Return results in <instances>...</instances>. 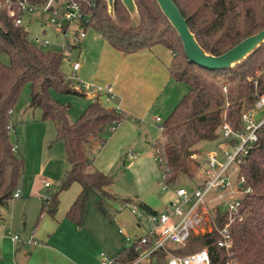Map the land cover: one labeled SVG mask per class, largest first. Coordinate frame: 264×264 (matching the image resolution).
Returning <instances> with one entry per match:
<instances>
[{"label": "trees", "instance_id": "1", "mask_svg": "<svg viewBox=\"0 0 264 264\" xmlns=\"http://www.w3.org/2000/svg\"><path fill=\"white\" fill-rule=\"evenodd\" d=\"M19 0H0V56L7 55L8 64L0 61V208H7L12 194L22 180L24 163L10 142V111L16 107L22 88L30 90V107L41 111V120L53 124L56 138L63 144L69 169L59 192L43 201L40 215L53 216L58 194L72 184L81 190L66 216L79 225L88 203L105 217L107 201L115 197L107 191L111 179L93 168L95 155L101 150L115 127L128 116L117 109L104 107L95 97L74 121L68 119V106L56 102L50 90L80 96L61 72L62 55L35 47L22 26H15L7 15ZM88 18L84 29L91 28L123 55L143 52L162 45L171 54L169 73L173 80L187 88L178 104L159 125L160 137L153 144L156 163L166 183H174L180 175L190 173L194 147L201 142L220 139V127L228 123L240 129V115L253 107L256 97L264 93V42L234 67L209 71L187 61L180 38L155 0H134L138 22L130 23V15L121 0L113 1V15L105 0H75ZM43 6L46 0H28ZM199 47L208 55L220 56L244 39L264 29V0H172ZM205 74L216 76L209 79ZM226 75L224 81L218 78ZM12 126V125H11ZM14 127H12V130ZM239 177L250 189L240 200L229 231L232 245L228 250L215 245V231L192 238L207 246L210 264H264V126L257 131V141L246 147L241 156ZM147 213H155L144 203L133 204ZM226 215L215 214L217 228L227 223ZM137 245L125 248L115 258L116 264H131L139 256ZM148 245H140L147 250ZM156 264H165L166 255L155 252Z\"/></svg>", "mask_w": 264, "mask_h": 264}, {"label": "rangeland", "instance_id": "2", "mask_svg": "<svg viewBox=\"0 0 264 264\" xmlns=\"http://www.w3.org/2000/svg\"><path fill=\"white\" fill-rule=\"evenodd\" d=\"M61 2L62 0H56L54 7L60 5ZM34 16L35 15L24 17L23 26L28 32L29 40L37 36L42 39L45 38L50 42V46L42 50L62 55L61 72L65 79L69 81L75 89L78 84L94 83L97 86L105 85V81H101V79L94 77L96 76L94 71L95 66L98 64L95 55L99 52L94 42L95 31L91 28H87L85 30V39H82L74 47V33L76 31H84L83 27L80 26L78 22H73L66 33L58 34L45 25H43V27L40 26L41 21L45 24L49 22L50 15L45 14L41 21ZM132 18V20L130 18V23L134 25L138 22V18L135 15L132 16ZM43 30L45 32H43ZM63 43L68 46L64 51L60 48ZM89 44H91V46H89ZM182 52L183 49L180 53ZM0 61L3 64H8L9 60L7 55L2 54L0 56ZM75 63H79L80 69L73 73L72 66ZM235 65L236 64L232 67ZM224 75V78H222L223 76L218 78L219 81H224L226 79L225 77L227 74ZM205 76L209 79H216L214 75L205 74ZM92 77L95 78V81L91 80ZM172 85H174L173 87H177L176 89L179 94L174 97H171V94H169V99L165 103V106H163V101L161 99V107L157 110V115L162 121L152 124L151 128H146V135L149 142L146 143V140H144L140 144L141 151L138 153L140 156L143 154V149L151 152L150 145L160 137L159 125L167 118L171 109L178 104L187 91L184 84L173 83ZM172 88H170L167 93H170ZM50 95L56 102L68 106V119L70 122H74L89 104V101L83 95L61 94L54 90H50ZM106 106L109 107L110 105L106 104ZM262 117H264V109L254 112L256 121ZM10 123L14 127V129L10 131V142L16 148L15 152L24 163L22 180L16 188L23 193V196L19 199H11L8 212L2 211L4 221L0 220V231L3 232L4 235L7 231L12 236H17L19 238L18 242L22 241L21 244H32V239L25 241L24 239L30 235L31 225L35 224L40 216L37 210L40 209L39 207L45 196L59 192L60 184L69 166L66 161L63 144L56 138L53 125L48 121L41 120V111L39 109L30 107V90L27 85L22 88L19 94L16 107L10 117ZM134 134L139 135V137L136 136V138H138L136 141L139 142L141 139V128L136 127V130L132 132V135ZM219 141L221 142V140ZM201 144L202 145L197 144L194 147L195 155L191 159L190 173L187 175H180L174 183H163L162 171L156 163L153 151L152 158L154 161L148 164L141 163L135 167L134 170L129 169L130 166L125 167L122 161L118 168L112 171L110 176L106 175L112 181L107 191L115 197L114 200H109L106 204L108 213L106 217V233L108 236L110 235L111 239L115 234L122 237L118 233L119 229H122L125 233L132 231L134 232V236H144L148 228L144 219H141L139 224L137 218L131 214L129 209L123 206L120 207L122 201L129 200L133 202V204L144 203L157 213L166 212L170 208V203L175 196L174 192L178 187H183L188 191H192L201 182L204 163L210 153H217L219 160L223 161V157L219 151L223 146L222 144L219 145V147H217V141L202 142ZM197 147H201L203 152H198L199 150ZM225 148L230 153L232 152L227 147ZM130 151L133 150L130 149ZM130 156L134 155L131 154ZM126 161H129V158H127ZM235 169L236 165L234 164L229 171L232 184L236 183ZM45 183H47V185ZM163 187L164 190L162 189ZM66 193L68 192L61 191L59 194L66 195ZM59 194L58 200L60 202L62 198H60ZM242 197L243 195H234L235 200ZM88 205L91 206V202ZM139 210L140 212L143 211L141 208H139ZM211 215L214 216V214ZM117 216L120 218L119 221L116 219ZM205 223L206 221L203 219L200 224L195 226L192 232V238L203 235ZM192 238L184 247H180L177 252L188 254L203 247L202 242L193 240ZM34 239L36 243L40 242L38 237ZM7 241L4 247L6 252L10 251L11 248H14V245H16L9 238H7ZM123 243L124 246L128 248L126 242L124 241ZM95 251H98L95 246L91 247V254H94ZM99 253L100 250L98 251L97 259H99ZM97 262L99 261L97 260ZM140 264L147 263L141 262ZM150 264H156V261L152 259Z\"/></svg>", "mask_w": 264, "mask_h": 264}, {"label": "crops", "instance_id": "3", "mask_svg": "<svg viewBox=\"0 0 264 264\" xmlns=\"http://www.w3.org/2000/svg\"><path fill=\"white\" fill-rule=\"evenodd\" d=\"M43 16L37 14L34 17L41 21ZM43 25L45 23L41 21L40 26L43 27ZM43 32L45 31L43 30ZM94 42L99 51L95 55L98 64L95 66L96 76L94 77L105 81V85L110 88L109 95L104 93L96 98L104 107L120 110L128 116L114 127L106 143L93 160L95 170L110 176L122 161L125 167L130 166L129 169L132 170L141 163L148 164L154 161L152 158L154 142L150 145L151 152L143 149L141 156L138 154L141 151L140 144L144 140H146V143L149 142L146 128H151V125L156 123V119L159 118L157 110L161 107V99L163 106H165L169 94H171V97L178 95L177 87H173L172 84L179 83L170 76L171 54L162 45H155L143 52L123 55L112 48L97 33L94 35ZM91 80L95 81V78L92 77ZM170 88H172L170 93H167ZM81 95L86 97L89 103L95 99L92 94L81 93ZM106 104L110 106L107 107ZM136 127L141 128L139 142L136 141L138 139L136 136L139 137V135H132ZM219 140L217 141V147L222 142ZM201 143L198 144L202 145ZM197 148L198 152H203L201 147ZM14 149L16 148L14 147ZM131 154L134 156H130ZM127 158H129V161H126ZM80 190V185L74 183L67 190H64L68 192L66 195H64L65 193L59 194L62 200L60 202L58 200L57 210L53 216L46 213L40 215L43 201L48 196L43 198L40 209L37 210L40 216L37 222L31 225L30 235L24 239V241L32 239V244H21L22 241L14 242L11 240L9 232L6 231L4 235L0 231V264H100V258L97 259L99 250L100 253L103 252L108 257L115 259L126 248L123 243L126 242V238L138 239L142 237L134 236L132 231H128L127 234L119 229L118 233L122 237L115 234L111 239L110 235L108 236L106 233V217L98 212L92 203L91 206L88 205L89 203L87 204L79 225L68 219L66 214ZM21 196H23V193ZM0 210V220L4 221L2 211L8 212L9 204L7 208H1ZM116 219L119 221V216ZM138 222L140 224V221ZM35 237H38L40 242L34 244L33 242H36ZM7 238L16 244L8 252L4 250L5 243L8 242ZM93 246L98 251L91 254L90 249ZM151 260L148 258L144 262L150 264Z\"/></svg>", "mask_w": 264, "mask_h": 264}, {"label": "built area", "instance_id": "4", "mask_svg": "<svg viewBox=\"0 0 264 264\" xmlns=\"http://www.w3.org/2000/svg\"><path fill=\"white\" fill-rule=\"evenodd\" d=\"M56 0H46L43 6H36L28 0H19L16 9H9L7 15L13 19L15 26H23L25 16L50 15L46 27L53 29L56 33H66L73 22H78L83 27L88 23V18L84 16L80 5L75 0H62L60 5L54 7ZM84 29V27H83ZM85 37V29L75 32L73 36V46L75 47ZM35 47L44 49L50 46L47 39L34 36L29 40ZM71 46V47H73ZM62 51L68 48L63 43L60 47ZM79 69V63L72 66L73 73ZM76 90L83 94H92L95 97L106 93L110 94L108 85L97 86L93 83L78 84ZM264 109V93L256 97L253 107L243 111L240 115V129L234 131L228 123H223L220 127L221 144L225 147L219 149L223 161L219 160L217 153H210L204 163L203 177L201 182L192 191L180 187L175 190L174 198L170 203V208L162 213L140 212L135 205L125 204L123 207L131 211L138 221L144 219L148 225L146 234L138 239L126 238L127 247L137 245L138 258L131 264H140L155 252L161 251L166 255L165 264H210L207 246H203L188 254L178 253L180 247H184L196 225L205 219L203 234L215 231L218 235L215 245L224 250H228L232 245V237L229 231V224L232 217L237 213L240 206V199L235 200L234 195H245L250 192L249 188L243 186L244 179L239 177V163L242 155L246 153V147L257 141V131L264 126V117L256 121L254 112ZM13 111L9 113L12 114ZM156 122L160 123L159 118ZM11 131V123L8 126ZM114 127L110 128L112 132ZM161 132L162 128L159 127ZM236 165V183L230 181V168ZM234 171V170H233ZM232 171V172H233ZM165 175L162 174V181L165 182ZM47 185V183H45ZM165 186V185H164ZM164 190V187L162 188ZM22 192L18 189L12 194V199L21 197ZM231 201V202H230ZM220 210L226 215L227 223L223 227L217 228L215 214ZM211 214H214L212 216ZM10 236V235H9ZM11 240L18 242L17 236L11 235ZM36 244V242H33ZM147 250L141 251L140 245H148ZM100 264H116L115 259L108 257L105 253L99 254ZM226 264H234L230 261Z\"/></svg>", "mask_w": 264, "mask_h": 264}, {"label": "water", "instance_id": "5", "mask_svg": "<svg viewBox=\"0 0 264 264\" xmlns=\"http://www.w3.org/2000/svg\"><path fill=\"white\" fill-rule=\"evenodd\" d=\"M105 1L109 7V14L112 16L114 0ZM155 1L157 2L162 13L177 32L187 61L202 69L209 71L229 69L234 64L242 61L246 56L250 55L262 42H264L263 29L259 33L244 39L220 56L208 55L197 44L193 34L187 27L185 19L182 17L172 0ZM121 2L128 11L131 20L133 19L132 16L134 15L138 18L134 0H121Z\"/></svg>", "mask_w": 264, "mask_h": 264}]
</instances>
